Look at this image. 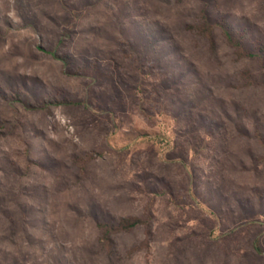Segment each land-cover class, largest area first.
Instances as JSON below:
<instances>
[{
    "label": "rangeland",
    "instance_id": "374dc122",
    "mask_svg": "<svg viewBox=\"0 0 264 264\" xmlns=\"http://www.w3.org/2000/svg\"><path fill=\"white\" fill-rule=\"evenodd\" d=\"M0 264H264V0H0Z\"/></svg>",
    "mask_w": 264,
    "mask_h": 264
},
{
    "label": "trees",
    "instance_id": "16d2710c",
    "mask_svg": "<svg viewBox=\"0 0 264 264\" xmlns=\"http://www.w3.org/2000/svg\"><path fill=\"white\" fill-rule=\"evenodd\" d=\"M221 26H225L224 24H219ZM228 35V38L230 39L231 43L233 45H236L237 47H241L242 46V42L241 40L235 38L232 36V34H230V32H226ZM243 48V46H242ZM141 220L135 219V218H127V219H123L118 223V231H130L132 229H134L135 227L139 226L141 224Z\"/></svg>",
    "mask_w": 264,
    "mask_h": 264
}]
</instances>
